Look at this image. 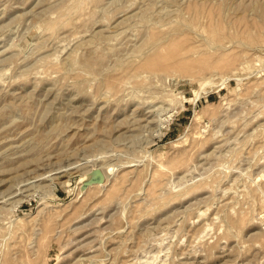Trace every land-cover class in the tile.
Masks as SVG:
<instances>
[{"label": "rangeland", "instance_id": "rangeland-1", "mask_svg": "<svg viewBox=\"0 0 264 264\" xmlns=\"http://www.w3.org/2000/svg\"><path fill=\"white\" fill-rule=\"evenodd\" d=\"M0 264H264V0H0Z\"/></svg>", "mask_w": 264, "mask_h": 264}, {"label": "water", "instance_id": "water-1", "mask_svg": "<svg viewBox=\"0 0 264 264\" xmlns=\"http://www.w3.org/2000/svg\"><path fill=\"white\" fill-rule=\"evenodd\" d=\"M91 172H95L93 175H91V177H89L88 179H85L82 182V187H86L89 184L93 183V182H99L102 181L104 179L103 173L100 171L99 168H95L93 170H91Z\"/></svg>", "mask_w": 264, "mask_h": 264}, {"label": "bare ground", "instance_id": "bare-ground-1", "mask_svg": "<svg viewBox=\"0 0 264 264\" xmlns=\"http://www.w3.org/2000/svg\"><path fill=\"white\" fill-rule=\"evenodd\" d=\"M88 178H89V177H85L84 180H85V179H88Z\"/></svg>", "mask_w": 264, "mask_h": 264}]
</instances>
